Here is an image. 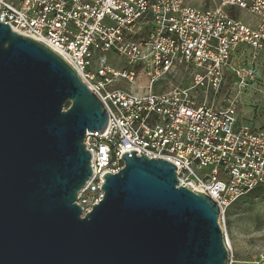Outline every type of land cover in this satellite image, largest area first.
<instances>
[{
    "label": "built area",
    "instance_id": "1",
    "mask_svg": "<svg viewBox=\"0 0 264 264\" xmlns=\"http://www.w3.org/2000/svg\"><path fill=\"white\" fill-rule=\"evenodd\" d=\"M0 22L59 54L108 112L106 132L85 139L93 176L76 203L82 218L130 151L175 164L181 186L218 204L220 225L264 186V126L238 108L247 93L264 97V0H0ZM246 51L250 63L241 64L236 56ZM180 74L190 81L180 83ZM225 244L226 264H237Z\"/></svg>",
    "mask_w": 264,
    "mask_h": 264
},
{
    "label": "water",
    "instance_id": "2",
    "mask_svg": "<svg viewBox=\"0 0 264 264\" xmlns=\"http://www.w3.org/2000/svg\"><path fill=\"white\" fill-rule=\"evenodd\" d=\"M108 121L59 54L0 22V264H226L218 204L164 159L125 153L82 218L85 139Z\"/></svg>",
    "mask_w": 264,
    "mask_h": 264
},
{
    "label": "rangeland",
    "instance_id": "3",
    "mask_svg": "<svg viewBox=\"0 0 264 264\" xmlns=\"http://www.w3.org/2000/svg\"><path fill=\"white\" fill-rule=\"evenodd\" d=\"M188 1L195 6H204L205 2V0ZM242 15L245 24L255 23V18L251 14L242 13ZM251 56L250 51L239 52L236 59L241 64H249ZM257 61V75L261 81L259 89L264 92V52L258 55ZM114 64L124 66L118 60H115ZM187 78L188 76L180 74V83L190 81ZM252 92L250 99H239L238 108L246 113L253 111L252 121L258 126H264V97L259 92ZM224 218L225 220L221 221V229L225 239L230 241L237 264H264V188L256 189L239 199L229 208Z\"/></svg>",
    "mask_w": 264,
    "mask_h": 264
},
{
    "label": "crops",
    "instance_id": "4",
    "mask_svg": "<svg viewBox=\"0 0 264 264\" xmlns=\"http://www.w3.org/2000/svg\"><path fill=\"white\" fill-rule=\"evenodd\" d=\"M252 94H253V92H250L248 95H246L245 97H243L242 99H250V96H252ZM254 96V95H253ZM241 110V109H240ZM242 112H243V115H244V117H245V119L246 120H248V121H252L253 120V111L252 112H248V113H246V111H244V110H241ZM259 113V112H258ZM251 116H249V115ZM253 122V121H252ZM254 123V122H253ZM256 124V123H255ZM257 125V124H256ZM258 126V125H257Z\"/></svg>",
    "mask_w": 264,
    "mask_h": 264
},
{
    "label": "trees",
    "instance_id": "5",
    "mask_svg": "<svg viewBox=\"0 0 264 264\" xmlns=\"http://www.w3.org/2000/svg\"><path fill=\"white\" fill-rule=\"evenodd\" d=\"M262 188H264V186H263V187H259V188H257V189H262ZM255 190H256V189H255ZM255 190H254V191H255ZM252 193H253V192H252Z\"/></svg>",
    "mask_w": 264,
    "mask_h": 264
},
{
    "label": "bare ground",
    "instance_id": "6",
    "mask_svg": "<svg viewBox=\"0 0 264 264\" xmlns=\"http://www.w3.org/2000/svg\"><path fill=\"white\" fill-rule=\"evenodd\" d=\"M229 244H230V241H229Z\"/></svg>",
    "mask_w": 264,
    "mask_h": 264
}]
</instances>
